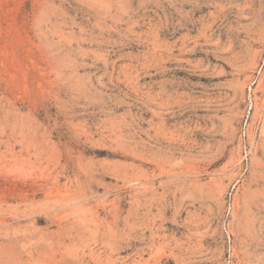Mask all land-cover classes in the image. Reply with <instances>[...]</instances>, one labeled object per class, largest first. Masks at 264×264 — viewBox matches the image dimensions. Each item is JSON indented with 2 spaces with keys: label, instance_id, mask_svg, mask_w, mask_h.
Returning <instances> with one entry per match:
<instances>
[{
  "label": "rangeland",
  "instance_id": "obj_1",
  "mask_svg": "<svg viewBox=\"0 0 264 264\" xmlns=\"http://www.w3.org/2000/svg\"><path fill=\"white\" fill-rule=\"evenodd\" d=\"M0 264H264V0H0Z\"/></svg>",
  "mask_w": 264,
  "mask_h": 264
},
{
  "label": "built area",
  "instance_id": "obj_2",
  "mask_svg": "<svg viewBox=\"0 0 264 264\" xmlns=\"http://www.w3.org/2000/svg\"><path fill=\"white\" fill-rule=\"evenodd\" d=\"M247 149V145L245 146V150Z\"/></svg>",
  "mask_w": 264,
  "mask_h": 264
}]
</instances>
